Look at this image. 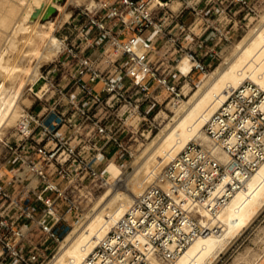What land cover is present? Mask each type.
<instances>
[{
	"label": "built area",
	"instance_id": "2783aa9c",
	"mask_svg": "<svg viewBox=\"0 0 264 264\" xmlns=\"http://www.w3.org/2000/svg\"><path fill=\"white\" fill-rule=\"evenodd\" d=\"M94 1L98 6L85 13L82 40L100 56L110 51L105 62L112 68L105 73L76 45H67L68 55L77 60L68 73L71 88L85 93L86 103L69 99L67 117L54 105L42 106L18 122V146L7 145L17 163L0 167V264H49L71 232V221L101 193L108 175V162L100 165L104 156L133 158L121 139L125 122L113 110L119 91L162 90L181 100L182 79L206 73L201 60L212 61L219 55L216 45L230 43L222 27H246L245 21L262 9L260 0ZM182 55L193 62L187 76L173 64ZM99 82V92L112 95L106 101L94 91ZM88 102L93 113L85 107ZM205 131L228 163L218 162L209 149L187 144L83 264H176L195 240L218 231L217 213L264 163V89L246 82L231 91ZM29 175L37 178L35 184Z\"/></svg>",
	"mask_w": 264,
	"mask_h": 264
},
{
	"label": "bare ground",
	"instance_id": "6f19581e",
	"mask_svg": "<svg viewBox=\"0 0 264 264\" xmlns=\"http://www.w3.org/2000/svg\"><path fill=\"white\" fill-rule=\"evenodd\" d=\"M59 1L0 0V5L10 3L9 7L4 5L7 8L3 12L0 8V140L3 128L12 125L16 119L21 121L26 113L19 114L22 94L29 83L38 79L40 64L57 56L64 46L55 36L56 24L50 19L55 12L63 13L64 7L58 4ZM88 2V10L98 6L94 0ZM157 4L155 1L154 5ZM63 17L66 20L69 15L63 13ZM260 19L261 24L234 46L233 54L222 66L203 77L186 101L174 103L173 116L145 146L142 156L135 157L130 172H123L112 161L108 164L105 191L89 212L78 218L77 224L72 221L71 232L49 264H83L97 243L126 213L135 197L154 181L160 168L187 144L195 143L209 149L218 162L228 163V156L209 139L205 127L231 91L246 82L264 89V15ZM135 50L140 52L138 48ZM12 55L15 57L11 58ZM33 60H37L34 67ZM176 67L187 76L192 63L185 56ZM25 173L29 172L25 170ZM30 177L35 184L37 178ZM263 209L264 163L232 196L229 204L217 213L214 221L218 231L195 240L176 264H214L254 223ZM199 211L207 215L206 210ZM242 262H247V258L244 253H239L232 263ZM154 264L159 263L155 261Z\"/></svg>",
	"mask_w": 264,
	"mask_h": 264
},
{
	"label": "rangeland",
	"instance_id": "374dc122",
	"mask_svg": "<svg viewBox=\"0 0 264 264\" xmlns=\"http://www.w3.org/2000/svg\"><path fill=\"white\" fill-rule=\"evenodd\" d=\"M75 1L76 0H72L68 2V0H60L58 2L59 5L64 7L63 13L69 15V18L66 19L67 21L64 19L63 13L55 12L50 17V19H53L56 24L54 34L64 43V46L57 56L53 57L51 60L44 61L38 67V79L33 83H29L22 94L20 103L22 109L20 110L21 112L19 111V114H24L25 112L35 114L42 106L50 107L54 105L56 106L55 111L58 114L62 113L67 117V111H69L67 103L69 99L76 101L80 106L86 103L87 97L85 96V93L78 89L71 88L68 73L77 68V60L68 55L66 50L67 45H76L78 49L84 51L86 56H89L90 59L95 62L97 68L105 71V73L112 68V65H108V62L107 64L105 62L109 61L108 57L110 51H107L103 56H100L101 51L99 52L95 48L89 47L85 44V41L82 40L86 32L84 25L87 16L85 13H88L87 4L89 2L88 0H79V3ZM260 1L262 3L261 12L258 13V17H254L255 19H251L248 22L245 21V24L247 25L246 27L237 28L236 26L233 27L232 24L226 28H224L225 26L222 27L221 30L223 33L227 35V37H231L230 43H219L216 45L215 49L219 55L212 61L210 59L209 61H206V59L201 60V62H205V65L208 66L206 73L195 71L188 75L189 72L187 74L188 76L182 79L183 85L181 84V94L183 97L181 100L176 101L172 99V96L162 90L156 92H144L131 91L125 88L119 91L121 96L119 97L116 95L113 98V102L116 103L113 110L116 111V115L120 120L125 122L123 128L124 132L121 139L128 144L134 152V155L133 158H128L125 157L126 155H124V153H120L116 156L111 153L110 155L104 156V159L100 162L101 166L106 165L107 162L109 164L112 161L121 167L123 172H130L132 170V163L134 162L133 160L136 159L135 157L138 158L142 156L141 152L145 149V146L159 133L160 129L173 116L172 107L174 106V103L186 101L189 94L196 90L197 85L201 82L203 77L222 66L233 54L234 46L261 24L260 16L264 15V0ZM2 3L0 8L3 12L7 8L6 6L10 5V3H5V7ZM175 6L176 4L173 5V8ZM20 8L21 7L18 8L17 13L20 12ZM91 37H94V35H91ZM105 45L106 44L102 42V50L105 49ZM183 46L186 47V42L183 43ZM13 57L15 56L12 55L11 58ZM183 57H185V55H182L176 61H173V64L177 66ZM190 62L193 63L192 61ZM36 63L37 60H33L32 67H34ZM110 78L115 81L119 79L115 78V76ZM98 84L99 90L102 83L99 82ZM120 85L127 87L128 82L126 80H121ZM98 95V97H100L99 99L102 101H106L108 98L112 97V95L106 96L105 92H99ZM91 106L92 103L88 102L85 107L91 109ZM22 110H24V112ZM91 112H94L93 108L91 109ZM18 122L19 121L16 119L12 125L3 128L0 140V167H13L17 163L13 151L10 150L7 145L13 147V149L18 146ZM64 130L65 128L62 129L60 134L64 135ZM103 186L101 193L93 196L91 202L86 204L87 208L84 213L89 212L97 199L105 191L106 187L104 183ZM79 220L80 219L73 223L77 224ZM239 253L245 254L247 262L238 264H264V209L254 223L246 229L238 239L232 242V245L218 257L214 264H234L232 262Z\"/></svg>",
	"mask_w": 264,
	"mask_h": 264
},
{
	"label": "crops",
	"instance_id": "0c3cea01",
	"mask_svg": "<svg viewBox=\"0 0 264 264\" xmlns=\"http://www.w3.org/2000/svg\"><path fill=\"white\" fill-rule=\"evenodd\" d=\"M71 82V81H70ZM71 84V83H70ZM98 87H99V84L97 83L94 87V91L98 92L99 93V90H98Z\"/></svg>",
	"mask_w": 264,
	"mask_h": 264
},
{
	"label": "water",
	"instance_id": "95a60500",
	"mask_svg": "<svg viewBox=\"0 0 264 264\" xmlns=\"http://www.w3.org/2000/svg\"><path fill=\"white\" fill-rule=\"evenodd\" d=\"M35 14H37V13H35Z\"/></svg>",
	"mask_w": 264,
	"mask_h": 264
}]
</instances>
